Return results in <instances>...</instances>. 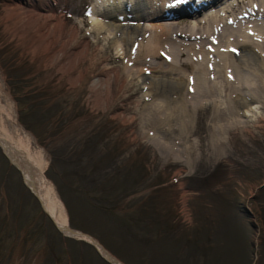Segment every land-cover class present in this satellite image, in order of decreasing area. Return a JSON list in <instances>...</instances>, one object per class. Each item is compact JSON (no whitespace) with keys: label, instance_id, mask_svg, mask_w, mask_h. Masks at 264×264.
<instances>
[{"label":"rangeland","instance_id":"1","mask_svg":"<svg viewBox=\"0 0 264 264\" xmlns=\"http://www.w3.org/2000/svg\"><path fill=\"white\" fill-rule=\"evenodd\" d=\"M37 1L0 0V106L11 103L32 136L70 228L119 264H264L262 108L247 115L246 130L224 148L208 146L211 159L199 151L190 156L178 126L154 129L156 144L134 113L145 89L118 91L105 106L92 86L103 68L121 66L127 52L121 43L118 53L113 36L96 24L105 16L119 27L124 4L133 13L140 0H55L68 54L88 44L70 74L68 60L42 56L40 40L22 27L25 14L42 13L31 6ZM93 9L99 13L92 19ZM132 22L148 35V23ZM51 31L57 36V28ZM108 47L120 61L101 55ZM174 144L177 153L164 161L159 147ZM0 264H113L93 243L58 229L1 150Z\"/></svg>","mask_w":264,"mask_h":264},{"label":"bare ground","instance_id":"2","mask_svg":"<svg viewBox=\"0 0 264 264\" xmlns=\"http://www.w3.org/2000/svg\"><path fill=\"white\" fill-rule=\"evenodd\" d=\"M53 3L55 0H39L35 6L31 4L42 13L25 14L22 27L40 40L42 56L52 61L68 60L65 71L70 74L78 65L75 61L84 59L88 44L68 54L67 40L61 37L66 23L54 15ZM124 7V16L117 14L119 27L105 16L103 24H96L98 31L113 36L112 45L118 53L121 43L127 52L122 53L121 66L101 70L92 81L94 91L108 106L118 91L133 92L141 86L145 92L134 113L139 126L149 128V139L156 142L151 136L154 129L168 127L173 132L178 126L182 134L187 133L184 141L189 144L186 150L190 156L199 151V157L211 159L208 146L224 148L235 132L246 130L252 110L264 111V0H188L178 5L176 0H140L131 6L136 15L127 13V4ZM91 12L92 19L99 13L97 9ZM179 14H184V19ZM157 17L174 21L154 24ZM181 20L183 27L176 23ZM132 21L148 23L146 38L141 34L146 29ZM53 28H57V36ZM109 50L100 53L112 63L120 61L109 55ZM33 142L18 122L12 104L0 106V150L21 173L46 214L64 235L95 244L107 260L119 264L92 238L70 228L65 207L45 177V159L32 148ZM175 146L159 147L164 161L177 153Z\"/></svg>","mask_w":264,"mask_h":264},{"label":"snow or ice","instance_id":"3","mask_svg":"<svg viewBox=\"0 0 264 264\" xmlns=\"http://www.w3.org/2000/svg\"><path fill=\"white\" fill-rule=\"evenodd\" d=\"M188 2V0H176V4H186ZM234 52L237 51V50H233ZM231 78V77H230Z\"/></svg>","mask_w":264,"mask_h":264}]
</instances>
